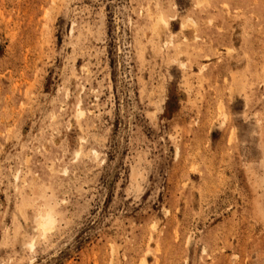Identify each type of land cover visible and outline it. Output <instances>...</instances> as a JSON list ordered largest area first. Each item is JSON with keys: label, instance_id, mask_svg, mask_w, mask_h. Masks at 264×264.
Instances as JSON below:
<instances>
[{"label": "rangeland", "instance_id": "1", "mask_svg": "<svg viewBox=\"0 0 264 264\" xmlns=\"http://www.w3.org/2000/svg\"><path fill=\"white\" fill-rule=\"evenodd\" d=\"M261 160L264 0H0V264H264Z\"/></svg>", "mask_w": 264, "mask_h": 264}, {"label": "clouds", "instance_id": "2", "mask_svg": "<svg viewBox=\"0 0 264 264\" xmlns=\"http://www.w3.org/2000/svg\"><path fill=\"white\" fill-rule=\"evenodd\" d=\"M189 23L195 24L194 18L189 19ZM212 23L211 20L208 21ZM155 26L167 27L162 25L159 18L154 21ZM183 27V25H181ZM179 59V55H170L166 57V62H173ZM173 66H176L173 64ZM261 166H264V160L259 162ZM39 201H44L41 205L39 202L30 205L32 209V232L25 236V247L29 250L45 245L50 236L59 227L61 213L59 211L60 204L56 201L54 196L42 195L39 197Z\"/></svg>", "mask_w": 264, "mask_h": 264}, {"label": "bare ground", "instance_id": "3", "mask_svg": "<svg viewBox=\"0 0 264 264\" xmlns=\"http://www.w3.org/2000/svg\"><path fill=\"white\" fill-rule=\"evenodd\" d=\"M203 5V4H202ZM200 7V6H199ZM160 21L162 22V23H165V24H167V22L165 21V19L161 16L160 17ZM168 24H169V22H168ZM196 25V24H195ZM184 27V26H183ZM182 66V65H181ZM80 112V115L82 116L83 114H84V112L81 110V111H79ZM80 115H78V117H81Z\"/></svg>", "mask_w": 264, "mask_h": 264}]
</instances>
